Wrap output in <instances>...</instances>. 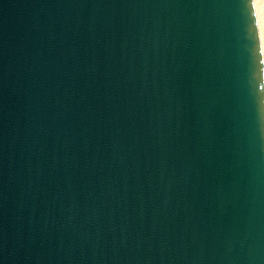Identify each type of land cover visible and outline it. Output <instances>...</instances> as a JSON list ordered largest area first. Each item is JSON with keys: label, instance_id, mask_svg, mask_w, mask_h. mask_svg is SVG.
<instances>
[{"label": "water", "instance_id": "95a60500", "mask_svg": "<svg viewBox=\"0 0 264 264\" xmlns=\"http://www.w3.org/2000/svg\"><path fill=\"white\" fill-rule=\"evenodd\" d=\"M0 264H264L251 0H0Z\"/></svg>", "mask_w": 264, "mask_h": 264}, {"label": "bare ground", "instance_id": "6f19581e", "mask_svg": "<svg viewBox=\"0 0 264 264\" xmlns=\"http://www.w3.org/2000/svg\"><path fill=\"white\" fill-rule=\"evenodd\" d=\"M251 6L257 30L258 47L260 61L263 71V91H264V0H251Z\"/></svg>", "mask_w": 264, "mask_h": 264}]
</instances>
